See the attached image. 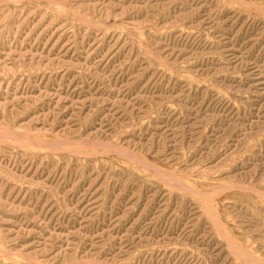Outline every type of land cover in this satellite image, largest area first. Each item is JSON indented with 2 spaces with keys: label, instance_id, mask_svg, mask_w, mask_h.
Instances as JSON below:
<instances>
[{
  "label": "rangeland",
  "instance_id": "374dc122",
  "mask_svg": "<svg viewBox=\"0 0 264 264\" xmlns=\"http://www.w3.org/2000/svg\"><path fill=\"white\" fill-rule=\"evenodd\" d=\"M0 264H264V0H0Z\"/></svg>",
  "mask_w": 264,
  "mask_h": 264
}]
</instances>
